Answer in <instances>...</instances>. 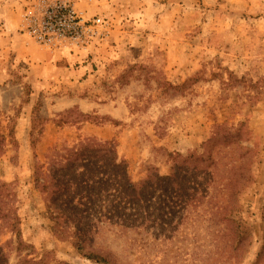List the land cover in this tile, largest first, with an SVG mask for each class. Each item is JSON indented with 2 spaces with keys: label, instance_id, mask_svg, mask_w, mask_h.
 I'll list each match as a JSON object with an SVG mask.
<instances>
[{
  "label": "rangeland",
  "instance_id": "obj_1",
  "mask_svg": "<svg viewBox=\"0 0 264 264\" xmlns=\"http://www.w3.org/2000/svg\"><path fill=\"white\" fill-rule=\"evenodd\" d=\"M0 132L10 264H264V0H0ZM205 146L207 194L250 165L235 252L155 183Z\"/></svg>",
  "mask_w": 264,
  "mask_h": 264
},
{
  "label": "trees",
  "instance_id": "obj_2",
  "mask_svg": "<svg viewBox=\"0 0 264 264\" xmlns=\"http://www.w3.org/2000/svg\"><path fill=\"white\" fill-rule=\"evenodd\" d=\"M243 124V122H238V129L242 128ZM3 142L4 133L0 132V153L3 151ZM182 160H188V162L192 164L190 167L191 172H185L186 174L182 175L181 170L179 169L181 168V165H178L172 169L169 175H158V178L155 180V183L158 185L159 192L166 189L167 186L170 187L171 185H174V189H176V192L173 193L175 196H172V198L169 199V206H172L170 211H175L176 209L178 211L179 209L183 208L189 212L199 213L200 216L204 217L206 221L213 220L217 223L224 222L231 231L229 233V237L231 239V246L234 247L232 252H235V249L239 247L241 243L248 245L247 237L250 228L246 226L244 219L239 215V212L243 205V193L247 187L249 179L251 178L250 165H238L236 170H234L233 167V171L236 172V176L232 180L229 178L228 180H223V182L217 185V187H215L210 194H207V180L198 179L199 177L193 176L197 175L195 168L198 167L200 174L205 175L212 165L213 157L211 152L208 151V147L205 146L204 152H202L200 155L197 156L194 153H191L189 156L183 157ZM247 160L250 161V164L254 158ZM115 164H117V166L121 165L119 162H115ZM193 169L194 171L192 172ZM191 178H193V180ZM194 178H197L198 182ZM6 184L7 183L5 181L0 180V233L4 230H15L17 244L20 245L22 240H20L18 230L16 229L18 226L19 217L12 203L10 206L4 199V196L9 193V191L6 190ZM149 184H152V182L148 177L142 182V185L133 184L132 186H129L126 183L123 185L120 184L118 189L126 190V196L130 197L129 201H132V199L141 201V196ZM143 197L145 200H147L146 193ZM167 209L168 207L164 208V210ZM114 215L115 214H112L111 216ZM167 215H169L168 210L165 211L161 216V221L164 220ZM191 217L192 216H189V218ZM172 233H174V230H171L170 234ZM139 235H141V228L138 230V236ZM213 235L215 234L213 233ZM4 244L5 242L0 244V264H10L8 262L7 254L4 250ZM218 255L221 257L222 252L218 251ZM104 257L105 264H115V262H111L107 256ZM235 258H238L237 254H235ZM216 259L217 257H215L214 253L211 261L215 263ZM15 264H42V261L41 259L34 260L31 257H23L20 258ZM55 264L67 263L58 262Z\"/></svg>",
  "mask_w": 264,
  "mask_h": 264
},
{
  "label": "built area",
  "instance_id": "obj_3",
  "mask_svg": "<svg viewBox=\"0 0 264 264\" xmlns=\"http://www.w3.org/2000/svg\"><path fill=\"white\" fill-rule=\"evenodd\" d=\"M52 15H55V13L54 12L50 13L48 16H52ZM68 15H69V19L72 20L73 19V15L71 13H68ZM56 18H58L59 20L61 19L59 16L58 17L56 16Z\"/></svg>",
  "mask_w": 264,
  "mask_h": 264
}]
</instances>
